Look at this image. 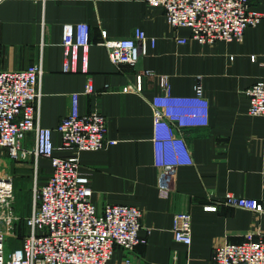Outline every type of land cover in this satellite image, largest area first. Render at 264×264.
<instances>
[{
    "label": "crops",
    "instance_id": "obj_1",
    "mask_svg": "<svg viewBox=\"0 0 264 264\" xmlns=\"http://www.w3.org/2000/svg\"><path fill=\"white\" fill-rule=\"evenodd\" d=\"M253 5L264 12V0H253ZM77 22L91 28L88 67L83 72L79 61L78 72H67L63 25ZM136 28L155 37V44L147 42V54L138 65L118 69L98 43L101 31L111 38H131ZM190 36V29L172 27L163 8L146 0L0 2V70L42 64L41 126L56 128L68 114L75 92L80 93L83 112L96 108L107 119L106 136L114 144L80 153L92 200L99 211L107 203L138 206L143 211L140 234L147 239L133 250L118 247L114 263L130 259L131 264H207L225 242H242L249 233L264 240V213L226 205L216 211L205 209L227 193L264 202V116L248 114L246 94L264 80V18L246 29L243 41L200 43ZM179 38L188 41L180 43ZM142 69L155 75L145 77L141 92H123ZM161 74L169 76L177 95H193L201 82L210 103L207 125L185 132L194 163L179 167L168 193L159 189L154 162L151 100L161 92ZM88 78L94 84L92 94H84ZM54 139L59 145L56 132ZM34 142V133L29 132L24 145L32 147ZM51 169L50 160L39 159L42 180ZM178 212L192 214L190 245L175 241L173 218Z\"/></svg>",
    "mask_w": 264,
    "mask_h": 264
},
{
    "label": "built area",
    "instance_id": "obj_2",
    "mask_svg": "<svg viewBox=\"0 0 264 264\" xmlns=\"http://www.w3.org/2000/svg\"><path fill=\"white\" fill-rule=\"evenodd\" d=\"M3 0H0L2 2ZM45 3L47 0H34ZM161 7L167 22L174 28L191 31L190 38L200 43L217 40L243 41L249 26L258 25L264 12L255 8L253 0H146ZM156 38L136 28L134 37L111 38L101 31L103 45L118 68L135 67L147 54V42ZM188 38H179L186 43ZM92 43L91 28L86 22L65 23L62 32L63 70L83 72L88 67V51ZM256 60V55L251 56ZM148 69L136 71L133 84L123 92L139 93ZM42 64L23 69L0 70V148H7L16 161L32 158L35 166L32 212L26 218L27 232L20 244L8 250L7 238L13 229L14 177L0 163V264H131L112 262L118 247L129 250L147 242L140 234L143 211L134 205L107 203L99 211L92 200L91 180L83 170L80 153L105 149L115 141L107 139V119L98 109L83 112L80 93H72L71 106L56 128L39 123ZM161 92L151 100L153 111L154 162L159 168V189L171 192L179 167L193 165L192 152L186 142L187 129L207 125L209 100L204 86L198 82L191 96L172 92L169 76L158 75ZM88 78L84 94L94 92ZM248 114L264 116V80L246 90ZM33 132L35 142L26 147L24 141ZM60 136L56 145L54 133ZM61 150H70L69 154ZM50 160V175L39 179V159ZM219 205L235 206L264 213V202L227 193L223 199L205 206L216 211ZM192 214L178 212L173 218L175 241L192 242ZM207 264H264V240L249 233L242 242H225L218 246Z\"/></svg>",
    "mask_w": 264,
    "mask_h": 264
},
{
    "label": "rangeland",
    "instance_id": "obj_3",
    "mask_svg": "<svg viewBox=\"0 0 264 264\" xmlns=\"http://www.w3.org/2000/svg\"><path fill=\"white\" fill-rule=\"evenodd\" d=\"M17 164L14 159H10L7 148H0V163L7 173L14 177V215L13 229L7 238V249H14L20 244L21 238L27 232L26 218L32 211L35 166L32 164V158L22 159ZM22 163H27L24 165ZM41 170H39V179H42ZM44 180V179H43ZM1 221V220H0ZM1 226V224H0Z\"/></svg>",
    "mask_w": 264,
    "mask_h": 264
},
{
    "label": "trees",
    "instance_id": "obj_4",
    "mask_svg": "<svg viewBox=\"0 0 264 264\" xmlns=\"http://www.w3.org/2000/svg\"><path fill=\"white\" fill-rule=\"evenodd\" d=\"M32 207H33V204H32ZM32 212V211H31ZM30 215V214H29Z\"/></svg>",
    "mask_w": 264,
    "mask_h": 264
}]
</instances>
